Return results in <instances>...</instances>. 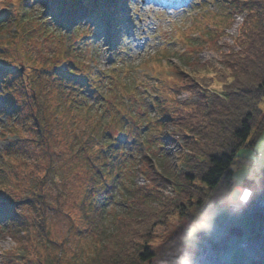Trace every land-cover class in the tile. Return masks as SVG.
<instances>
[{"label": "rangeland", "instance_id": "obj_1", "mask_svg": "<svg viewBox=\"0 0 264 264\" xmlns=\"http://www.w3.org/2000/svg\"><path fill=\"white\" fill-rule=\"evenodd\" d=\"M18 1L22 4L28 0ZM15 3V0H0V15H8L10 12L21 18L24 10L20 4ZM125 3L128 7L120 10L124 23L119 26V35L114 36L109 42L108 38L98 35L94 26L77 25L69 29L54 23L45 15L46 9L43 8L41 0H30L28 14L24 18L25 29L21 28V36L15 34V40L8 48L6 47V53L0 56V63L5 65H2L4 68L15 69L7 75L0 74V82L11 80L7 86H0V149L4 148L3 156L6 161L8 154H11L9 160L15 166V170L5 174L4 184L0 186V202L10 201L13 208L11 216L5 219L4 223L15 233L0 234V264H4V257L9 258L6 256L9 251L14 252L15 259H32L35 264L47 256H61L62 264H88L92 255L98 252L108 255L111 245L114 243V247H117L119 244L116 223L123 216L149 218L152 211L161 209L167 199L173 198L176 194L175 185L168 174L179 173L180 168L188 170V163L180 161L181 155L186 151L183 146L184 134L178 124L173 121L165 122L163 109L167 108L168 112H173V117L177 116L176 111L180 108L185 114V105L198 101L201 90L191 92L185 87L179 90L174 84L180 74L178 71L174 72L173 66H178L191 75L192 71L196 74L201 70L206 73L212 72L214 66L220 65L222 51L228 52L232 46L237 50L234 38L241 30L246 12L239 15L236 9L230 10L231 15L227 13L226 16H230L232 23L227 25L229 27L224 30L216 47H211L212 45L207 42H200L195 49L198 53L193 58L186 54L190 51L184 49L183 40L186 35L198 37L202 31L209 32L218 28L215 24V20L217 22L215 13L222 11V3L214 0H124L122 5ZM15 5L17 10H14ZM1 21L5 22L0 19ZM236 21L238 24L233 28ZM13 31L14 27L11 28V32ZM18 47L25 50L29 48L30 61L23 56V51ZM64 50H70L78 60L88 63L93 74L101 76L103 80L101 91L109 98L115 97L118 102H125L123 89L120 90L122 84H118L116 77L120 76L124 80L127 73H130L128 69L132 72L128 76L130 79L125 81L137 84L130 94L132 99L130 101L140 127L135 129L134 136L132 138L130 136L126 143V156L120 161L121 166L114 168L117 177L113 180L105 181L100 172L102 167L93 157L87 155V150L92 148V143L89 142L92 127L83 123L81 127L76 128L77 134L73 136L74 129L63 127L55 116L54 110L59 107L55 83L57 79H63L71 74L66 72L68 70L65 67L54 72L50 63ZM181 55L183 58L189 56L192 59L182 60ZM157 60L165 69L160 66L152 73L154 68L152 64ZM170 65L172 68L167 67ZM77 66L81 68L85 65ZM22 67L24 70L19 73ZM29 71L32 73L28 77L26 73ZM114 71H117L118 76H113ZM164 72L167 73V85L163 90L162 85H159L163 75L157 78L153 75ZM29 79L34 89L27 88ZM65 81L68 85L78 86L82 82L76 75L66 78ZM4 89L13 94L14 101H8V95L2 94ZM85 92L91 104L95 105L94 111H97L98 117L107 106L103 105L98 111L95 108L99 103L96 102L94 94L87 89ZM165 95L169 100H164L163 108L162 101L158 103V100H163ZM172 95L175 96L174 100L170 98ZM13 107L18 109V113L13 115L16 119L12 128L15 131L12 133L14 135L9 134V131L2 135L1 129L11 127L9 123L13 117L10 109ZM261 108L264 110V99ZM32 112L37 113L38 120L45 126L43 134L47 136V141L40 138L39 126L34 124ZM60 121L72 124L66 113L61 114ZM150 126H153L152 130L145 131ZM157 127L161 130L159 131ZM80 140L86 142L83 148L78 145ZM132 142L134 147L131 145ZM262 150L264 131L254 142L242 147L233 162L238 185L244 182L253 154ZM145 154L151 160L155 173L164 176L166 183L160 185L159 195L154 191L147 193L149 196L151 192L150 200L144 204L146 210L144 208L141 211L140 200L132 204L129 201L134 195L135 185L149 189L147 169L142 164V157ZM18 164L21 166L18 167ZM140 164L142 169L139 167ZM87 167L97 174L100 179L97 183L88 178ZM106 167L108 165L104 169ZM171 168L173 172H170ZM41 177L44 178V183L40 191L37 188L38 179ZM101 187L107 189L103 199L97 193ZM16 195H29L33 200L13 204L17 199ZM238 195L239 190L236 187L231 198L236 199ZM98 198L100 201L102 199L103 204L101 203L96 211L95 204L90 203ZM194 211L198 216L204 214L200 210ZM221 220L231 223L221 230ZM232 220L233 215L228 206L224 205L194 226L186 238V243L193 245L194 255L202 246L198 233L212 235L213 241L217 243L229 235L233 226H241L244 230L243 235L231 236L227 250L219 253V257L230 264H247L248 257H245L247 251L241 244L252 235L255 222L247 213L239 219ZM151 222H154L153 218ZM180 224L181 219L177 214L170 216L165 229L163 226L156 227L153 243L158 246L159 241L173 233ZM27 235L32 245L28 249L23 245L18 247L14 236L24 239ZM257 257L258 254L255 255V258Z\"/></svg>", "mask_w": 264, "mask_h": 264}, {"label": "trees", "instance_id": "obj_2", "mask_svg": "<svg viewBox=\"0 0 264 264\" xmlns=\"http://www.w3.org/2000/svg\"><path fill=\"white\" fill-rule=\"evenodd\" d=\"M15 1L21 5L24 12L21 18H17L10 12H7L8 15H0V19L5 20V22H0V56L6 53V47L8 48L9 44L15 40V34L18 33L20 35L21 28L25 29L24 18L27 17L30 0L22 4L18 0ZM123 1L120 0V3ZM214 1L222 3V11L215 13L217 18L215 24L218 28L211 29L209 32L206 30L202 31L198 37L186 35L185 40H183L184 49L190 51L186 54L195 58L198 53L195 49L200 42H207V44L215 48L224 30L229 27L227 25L232 23H230V16H226L227 13L231 15L230 10L232 9H236L239 15L246 12V15L243 17L241 30L238 36L234 38L235 46L238 47L237 50H234L232 46L228 52L222 51L220 65L214 66V69L210 73L201 70L199 74L192 71L193 75H191L186 70L173 66L174 72L178 71L180 74L175 79L174 84L178 86L179 90L183 87L191 92L201 90L198 101L185 105V114H183L180 108L176 111L177 116L173 117L174 113L168 112V109L164 108L163 105L164 100H169V98L165 95L163 100H158V103L162 101L164 108L162 109L165 115L163 119L165 122L169 123L173 121L178 124L180 126L179 129L184 134L185 143L183 146L186 151L181 155L180 161L188 163V170L180 168L179 173L168 174L175 185L176 194L173 198H168L161 209L152 211L149 218H139V216L134 217L133 215V217L123 216L116 223L119 237L117 247H114L113 243L108 255L102 252L92 255L88 264H186L180 254V248L186 243L190 230L203 222L205 217L214 210L224 205L228 206L231 193L238 185L235 170L232 166L233 162L239 150L247 145V143L251 144L254 142L256 137L264 131V110L261 108V102L264 99V0ZM17 9V5H15L14 10ZM13 27L14 31L11 32V28ZM18 48L23 51V56L25 55L28 61H30L29 48L27 47L26 50L22 49V47ZM180 58L182 59L183 55ZM185 59L190 61L192 58L188 56L182 60ZM78 64H84L85 66L80 68L77 66ZM0 65V74L7 75L12 73V70H15L14 68H4L3 66L5 65L1 63ZM152 65L154 66L152 73L161 66L158 60ZM50 67L54 72L65 67L68 70L66 72L71 74L66 75L63 79H57L55 83L56 96H58L57 101H59V107L54 110L56 118L63 127L74 129L73 136L77 134L76 128L81 127L83 123L92 127L90 135L93 138L91 139L90 136L89 141L92 143V148L91 150H87V155L93 157L96 163H99V166L102 167L100 172L105 177V181L113 180V178L117 177L114 168L116 166L120 167V161L126 156V143L130 140V136L131 138L134 136L135 129L137 130L140 127L137 124V115L130 101V94L134 91L133 89L134 87L136 88L137 84L125 81V79H130L128 76H130L132 71L128 69L130 73H127L124 80L120 76L116 77L118 84H122L120 90L123 89L122 92L124 97H126L125 102L120 103L115 97L109 98V96L104 95L103 91H101V84L103 83L101 76L93 74V70L89 67L88 63L78 60L70 50L61 51L56 60L50 63ZM167 67L172 68V65ZM33 68L35 67L33 66ZM71 68H75L76 70H72ZM134 70L136 71V69ZM20 72L21 69L19 70ZM31 73L29 71L26 73V76L29 77ZM114 73L113 76H118L117 71H114ZM73 75H76L82 81L80 86L66 84L65 79ZM159 75H163V79L159 82V85H162L164 90L167 85V73L164 72L153 76L157 78ZM10 82L11 80H2L0 86L5 87ZM29 82L30 79L27 82V88L32 87L34 89ZM218 87L220 91L217 89ZM85 89L89 92L91 91L96 97V102L99 103V106L95 109L99 111L103 108V105L104 107L107 106V109H103L98 117L97 111H94L95 105L91 104ZM111 91L113 92L112 89ZM97 93L99 96H96ZM2 94L8 95V101L12 100L13 94L7 89H4ZM170 98L174 100L175 96L172 95ZM176 103L178 102L176 101ZM10 113H12L13 117L9 123L11 127L1 129L2 135H5L8 131L9 134L15 132L12 130L16 120L13 115L18 113V109L13 107L10 109ZM62 113H66V116L72 122L71 125L68 122L62 123L60 121ZM31 114L34 118V124L36 123L39 126L40 138L47 141V136L43 134L45 126L38 120L36 112H32ZM131 128L132 130H130ZM152 128L153 126H150L145 131L148 132ZM158 130L160 131L161 129L158 128ZM17 135L21 137L20 134ZM66 138L69 137L66 136ZM134 142L131 143L133 147ZM78 145L83 148L86 142L80 140ZM3 150L4 148L0 149L1 187L4 184L3 178L5 174L15 168L13 162L9 160L11 154H8V161H6L3 156L5 151ZM142 158V164L147 169L150 181L147 185L149 189L147 190L145 186L140 187L135 185L133 188L134 195H132L129 201L132 204L140 200L141 208L139 210L141 211L145 208L144 204L150 200L151 192L154 191L157 193L156 195H159L158 190L160 185L166 183L164 176L155 173L148 155L145 154ZM142 164L139 166L141 169ZM106 165L108 167L104 169ZM20 166L18 164V167ZM171 167L173 168L174 165H171ZM172 168L170 172H173ZM92 171L87 167V176L97 183L100 179ZM43 183L44 178H39V187L37 189L40 191ZM252 183L253 181L247 171L244 182L240 186H250ZM150 186L152 187L150 188ZM90 190L93 191L92 188ZM149 191L151 192L147 196ZM97 193L103 199L106 196L107 189L101 187ZM16 198L13 204L33 200L29 195H16ZM102 199L100 201V198H98L96 201L90 203L95 204L96 211L100 208L101 203L103 204ZM12 209L10 201L0 202V234H15L9 225L7 226L4 223V220L9 219L11 216ZM194 210H200L204 214L198 216ZM175 214L180 217L181 224L176 227L173 233L167 235L165 239L160 240L159 245L156 246L153 243L156 227L163 226L165 229L168 218ZM152 218L154 219L153 223L151 222ZM14 237L17 240L18 247L23 245L25 249H28L32 245V241L28 235L24 239ZM6 256L9 258L5 259L4 257V264H35L32 259H15L13 251H9ZM60 257L47 256L43 260H38L37 264H62ZM245 257L249 258L248 255ZM225 263L230 264L228 262ZM247 264H264V262L255 259L247 262Z\"/></svg>", "mask_w": 264, "mask_h": 264}, {"label": "built area", "instance_id": "obj_3", "mask_svg": "<svg viewBox=\"0 0 264 264\" xmlns=\"http://www.w3.org/2000/svg\"><path fill=\"white\" fill-rule=\"evenodd\" d=\"M263 151H256L251 158L248 168L249 176L253 183L240 189L236 199L228 200L229 210L233 215V220L239 219L247 213L255 222V229L251 237L242 243V248L247 251L253 260L254 254H260L259 260L264 262V188L263 181ZM231 222L222 220L221 230L230 225ZM202 241L200 251L194 255L193 246L185 244L181 247L180 253L186 264H226L218 255L214 248L213 236L201 232L198 235Z\"/></svg>", "mask_w": 264, "mask_h": 264}, {"label": "snow or ice", "instance_id": "obj_4", "mask_svg": "<svg viewBox=\"0 0 264 264\" xmlns=\"http://www.w3.org/2000/svg\"><path fill=\"white\" fill-rule=\"evenodd\" d=\"M45 15L61 26L74 28L77 25L94 26L98 35L111 39L119 35V26L124 21L120 15V0H41Z\"/></svg>", "mask_w": 264, "mask_h": 264}, {"label": "water", "instance_id": "obj_5", "mask_svg": "<svg viewBox=\"0 0 264 264\" xmlns=\"http://www.w3.org/2000/svg\"><path fill=\"white\" fill-rule=\"evenodd\" d=\"M24 70V67L21 68V71ZM262 185L264 187V175H263V181ZM244 231L240 226H234L231 228L229 235L224 236L219 242L215 243L214 248L218 252H225L226 251V245L228 244L231 236H241L243 235Z\"/></svg>", "mask_w": 264, "mask_h": 264}, {"label": "bare ground", "instance_id": "obj_6", "mask_svg": "<svg viewBox=\"0 0 264 264\" xmlns=\"http://www.w3.org/2000/svg\"><path fill=\"white\" fill-rule=\"evenodd\" d=\"M237 24H238V21L235 22L233 28H235V27L237 26ZM263 188H264V187H263ZM263 190H264V189H263Z\"/></svg>", "mask_w": 264, "mask_h": 264}]
</instances>
